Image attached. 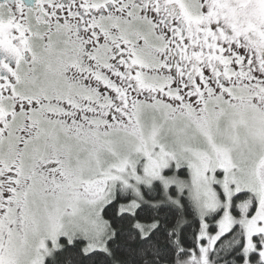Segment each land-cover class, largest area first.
<instances>
[{"label":"snow or ice","instance_id":"snow-or-ice-1","mask_svg":"<svg viewBox=\"0 0 264 264\" xmlns=\"http://www.w3.org/2000/svg\"><path fill=\"white\" fill-rule=\"evenodd\" d=\"M0 264H264V0H0Z\"/></svg>","mask_w":264,"mask_h":264}]
</instances>
